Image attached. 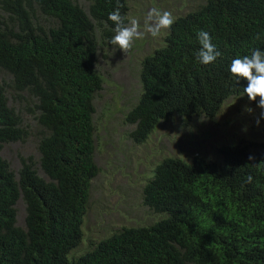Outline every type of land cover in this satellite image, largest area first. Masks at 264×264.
Returning a JSON list of instances; mask_svg holds the SVG:
<instances>
[{"label": "trees", "instance_id": "16d2710c", "mask_svg": "<svg viewBox=\"0 0 264 264\" xmlns=\"http://www.w3.org/2000/svg\"><path fill=\"white\" fill-rule=\"evenodd\" d=\"M84 1L88 12L73 0H0V152L27 135L10 96L40 129L43 175L31 158H19L15 177L0 156V264H264V145L253 150L255 143L239 142L217 147V161L197 154L189 162L161 160L141 193L142 205L160 219L123 226L75 253L99 172L98 44L111 46L115 25L108 16L118 3L128 13L126 0ZM201 30L222 54L209 65L196 58ZM163 42L140 63V95L125 116L135 126L134 144L173 117L184 126L211 119L229 99L262 111L230 65L264 51V0H204L175 19ZM19 198L24 228L16 225Z\"/></svg>", "mask_w": 264, "mask_h": 264}, {"label": "rangeland", "instance_id": "374dc122", "mask_svg": "<svg viewBox=\"0 0 264 264\" xmlns=\"http://www.w3.org/2000/svg\"><path fill=\"white\" fill-rule=\"evenodd\" d=\"M85 12L88 3L73 0ZM128 20L136 19L141 39L133 42L132 49L123 53L116 46L98 44L95 69L103 78L102 89L94 97L93 123L95 132L94 162L99 169L91 181L87 213L82 224V237L75 253H83L89 243L109 236L121 227L150 226L160 219L142 205V187L153 176L156 165L167 157L189 162L194 155L217 161V147L225 144L255 143L253 150L264 145V119L256 125L260 110L240 98L226 101L211 119L197 118L184 126L173 117L160 122L142 144H134L130 133L135 126L125 122V116L140 95V63L146 55L164 44L168 30L152 37L144 28L149 10L170 11L174 18L187 14L204 0H126ZM99 43V42H98ZM5 82L7 76H2ZM9 98V105L18 111L21 127L27 135L23 141L4 144L0 156L9 164L17 177L19 158H31L37 173L39 128L35 119ZM245 108L253 111L248 113ZM22 109V108H21ZM247 128V131L243 129ZM249 146V145H248ZM25 205L21 198L16 203V225L24 228Z\"/></svg>", "mask_w": 264, "mask_h": 264}, {"label": "clouds", "instance_id": "9594fccd", "mask_svg": "<svg viewBox=\"0 0 264 264\" xmlns=\"http://www.w3.org/2000/svg\"><path fill=\"white\" fill-rule=\"evenodd\" d=\"M122 5L118 3L115 10L109 13L108 19L115 25V35L112 37L110 44L118 47L123 53L129 52L133 47V42L141 39L144 32L140 30V24L136 19L128 20L122 15L120 8ZM175 23V18L170 11L151 9L147 12L144 21V28L152 37H158L162 30H168ZM197 39L201 45L196 53V58L202 65L214 63L222 54L217 50L211 41V36L206 31H199ZM230 73L237 78V82L241 79L247 81L244 93L249 101L256 102L262 110L259 117L256 118V125H260L261 119H264V51L255 49L250 56L235 58L231 61ZM245 111L251 113V108H245ZM247 131V128L243 129ZM253 156H249V160H253ZM247 182H252V177H247Z\"/></svg>", "mask_w": 264, "mask_h": 264}]
</instances>
